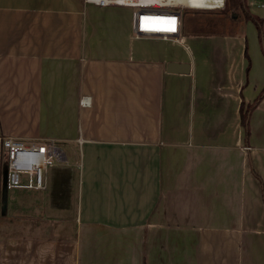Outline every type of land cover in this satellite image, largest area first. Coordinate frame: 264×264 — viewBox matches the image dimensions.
<instances>
[{"label":"crops","instance_id":"crops-1","mask_svg":"<svg viewBox=\"0 0 264 264\" xmlns=\"http://www.w3.org/2000/svg\"><path fill=\"white\" fill-rule=\"evenodd\" d=\"M133 8L0 0V264H264V38L235 14L137 38ZM8 137L66 163L4 214Z\"/></svg>","mask_w":264,"mask_h":264},{"label":"built area","instance_id":"built-area-1","mask_svg":"<svg viewBox=\"0 0 264 264\" xmlns=\"http://www.w3.org/2000/svg\"><path fill=\"white\" fill-rule=\"evenodd\" d=\"M86 3L101 7H135V36L172 39L180 35L183 26L182 10L192 7L179 5H150L125 0H85ZM206 8L214 9L225 6L226 0H215ZM5 166L8 170L7 186L13 189H47V173L61 163H66L64 151L54 140L27 143L14 137L3 140ZM25 179V183L23 182Z\"/></svg>","mask_w":264,"mask_h":264},{"label":"rangeland","instance_id":"rangeland-1","mask_svg":"<svg viewBox=\"0 0 264 264\" xmlns=\"http://www.w3.org/2000/svg\"><path fill=\"white\" fill-rule=\"evenodd\" d=\"M215 3H217V2L212 1V4L215 5ZM246 3H248V0H246ZM90 5H92V4H90ZM248 8H249V6H248ZM135 10H138V9L133 8L132 9L133 13ZM231 14H232L231 12H227L225 10V6L222 8L216 7L214 9L187 8V9L182 10V17H183L182 19H183V21L185 19V23H186L187 27L192 26V28H195L196 30H200L203 32H217V31H226L228 28L225 25L220 24V23H216V24H213V23L210 24L209 23L208 25H198V24L196 25L194 18H197V20H199V19L209 20V19H213L216 17V19L218 18V19H222V20L224 19L226 21H230V19L228 17ZM182 28H183V26H182ZM229 30L231 31V29H229ZM63 164H65V163H63ZM23 182L24 183L26 182L25 179ZM14 191L19 192V191H22V189L10 190L9 193L12 194V193H14ZM5 216L6 215H2L1 217H5Z\"/></svg>","mask_w":264,"mask_h":264},{"label":"trees","instance_id":"trees-1","mask_svg":"<svg viewBox=\"0 0 264 264\" xmlns=\"http://www.w3.org/2000/svg\"><path fill=\"white\" fill-rule=\"evenodd\" d=\"M225 10L227 12H231L232 14H235V16L240 18H245L246 20L252 21L259 32L260 39L263 40V20L260 18L255 17L251 13L249 14L248 11V5L245 3L244 0H226L225 2ZM264 98V90L259 95V97L255 100L254 104L248 106V108L245 110V105H242V123L245 128L246 133V139L250 136V130H249V118L252 110L255 108L257 104ZM6 166L4 165L3 172L5 171Z\"/></svg>","mask_w":264,"mask_h":264},{"label":"bare ground","instance_id":"bare-ground-1","mask_svg":"<svg viewBox=\"0 0 264 264\" xmlns=\"http://www.w3.org/2000/svg\"><path fill=\"white\" fill-rule=\"evenodd\" d=\"M134 1L136 3L150 4V5H179L192 8H206L208 3L215 0H125ZM216 2V1H215Z\"/></svg>","mask_w":264,"mask_h":264},{"label":"water","instance_id":"water-1","mask_svg":"<svg viewBox=\"0 0 264 264\" xmlns=\"http://www.w3.org/2000/svg\"><path fill=\"white\" fill-rule=\"evenodd\" d=\"M8 170L5 169L2 178V199H1V210L2 213L6 214L8 211V195L9 189L7 186Z\"/></svg>","mask_w":264,"mask_h":264}]
</instances>
